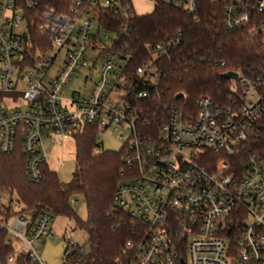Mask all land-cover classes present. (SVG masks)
I'll use <instances>...</instances> for the list:
<instances>
[{
  "label": "built area",
  "instance_id": "2783aa9c",
  "mask_svg": "<svg viewBox=\"0 0 264 264\" xmlns=\"http://www.w3.org/2000/svg\"><path fill=\"white\" fill-rule=\"evenodd\" d=\"M162 1L199 21L198 0ZM211 1L227 29L263 30L264 0ZM99 8L125 21L138 14L132 0H72L66 12L48 0H0V154L20 139L27 177L38 183L49 167L46 138L87 126L123 127L130 133L121 135L126 170L114 200L133 236L124 243L122 264H264V150L254 144L264 75L238 74L226 105L209 95L193 105L177 95L151 118L145 102L154 98L159 71L151 63L130 68L129 55L114 49L127 23L119 30L102 26ZM111 34L108 46L103 40ZM179 38L147 46L152 59L168 57ZM84 69L99 74L94 88L64 96ZM5 193L0 186V231L18 244L5 264H17L20 250L32 264H47L34 242L50 235L54 216L45 210L34 221L23 212L9 216L7 207L16 202L5 203ZM77 249L70 241L68 253Z\"/></svg>",
  "mask_w": 264,
  "mask_h": 264
},
{
  "label": "trees",
  "instance_id": "16d2710c",
  "mask_svg": "<svg viewBox=\"0 0 264 264\" xmlns=\"http://www.w3.org/2000/svg\"><path fill=\"white\" fill-rule=\"evenodd\" d=\"M48 1L61 12H66L72 2ZM99 9L102 26L119 30L127 23L126 31H119L114 49L129 55L130 68L151 63L159 71L158 84L150 88L154 98L145 102L151 118L160 105L172 102L179 94L193 105L202 95L211 96L220 105L228 104L233 83L224 78L227 72L247 78L264 75L263 30L253 24L227 29L220 7L211 0H198V22L184 9L162 0H156L151 13L134 14L127 21L111 9ZM178 34L179 42L168 57L152 59L147 46ZM98 131L97 127L87 126L74 133L76 168L68 183L61 182L48 166L44 167L40 182H31L25 171L26 156L20 139L11 153L0 154V186L16 202V206L7 207L9 216L23 212L34 221L45 210L53 216L72 217L76 228L87 233L88 251L79 244L74 252L68 253V247L65 250L66 260L73 264H122L124 243L133 236L129 217L116 209L114 200L126 170L123 153L103 150L97 143ZM254 144L258 150H264V114ZM76 195L85 198L87 219L78 217L72 208L71 197ZM7 240L6 231L1 230L0 264H5L8 254L18 248V244ZM17 264H32L25 250L17 253Z\"/></svg>",
  "mask_w": 264,
  "mask_h": 264
},
{
  "label": "rangeland",
  "instance_id": "374dc122",
  "mask_svg": "<svg viewBox=\"0 0 264 264\" xmlns=\"http://www.w3.org/2000/svg\"><path fill=\"white\" fill-rule=\"evenodd\" d=\"M133 6L138 14L145 15L151 13L155 8V0H132ZM115 35L111 34L108 39L103 40L104 44L111 45ZM264 38V27H263ZM63 53H60L62 57ZM54 71H51V75ZM99 80V74L95 70L84 69L79 71L68 86L64 88V96L70 97L73 91L88 95L94 88V82ZM233 85L236 81L232 79ZM129 132L123 128L110 126L104 130H99L97 140L102 143L103 150L121 151L125 139L129 137ZM45 144L49 153V168L56 172L61 182L68 183L73 178L76 168V142L72 135L57 137L53 139L46 138ZM60 161L63 162L60 165ZM11 193L4 194V202L11 200ZM16 195L14 194V199ZM77 203L72 204L75 214L81 219H87L88 209L84 196L76 195ZM20 206L19 204L17 205ZM17 207V208H18ZM88 235L85 231L76 228L74 219L66 215H56L51 224L50 235H46L43 240H36L34 247L40 254L43 261L47 264H73L68 262L65 257V250L70 241L84 247L85 251L89 250L87 245Z\"/></svg>",
  "mask_w": 264,
  "mask_h": 264
},
{
  "label": "water",
  "instance_id": "95a60500",
  "mask_svg": "<svg viewBox=\"0 0 264 264\" xmlns=\"http://www.w3.org/2000/svg\"><path fill=\"white\" fill-rule=\"evenodd\" d=\"M237 77H238V73L232 72V71L227 72V73L224 74V78L227 79V80L236 79ZM181 97H182V94H179L177 96V98H181Z\"/></svg>",
  "mask_w": 264,
  "mask_h": 264
}]
</instances>
